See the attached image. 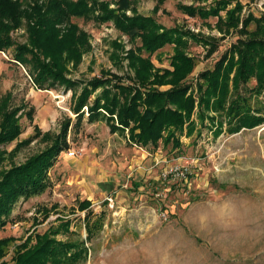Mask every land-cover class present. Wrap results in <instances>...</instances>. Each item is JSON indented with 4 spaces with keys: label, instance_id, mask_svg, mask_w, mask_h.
I'll return each instance as SVG.
<instances>
[{
    "label": "rangeland",
    "instance_id": "1",
    "mask_svg": "<svg viewBox=\"0 0 264 264\" xmlns=\"http://www.w3.org/2000/svg\"><path fill=\"white\" fill-rule=\"evenodd\" d=\"M101 1L109 8L118 7V0ZM240 1L243 15L247 11L257 16L264 13V0ZM180 2L206 8L214 0L128 1L140 15L153 17L165 30H175L172 35L179 28H189L200 36L199 41L193 35L183 37L186 54L192 60L184 64L185 73L178 76L176 87H187L185 94L193 106L191 118L185 117L188 109L182 111L179 146L163 144L162 140L156 146L130 142L133 121L129 127L112 130L111 123L120 124L115 115L108 118L106 109L112 106L108 96L121 93L125 84L135 86L128 75L145 72L136 64L130 65L127 57L131 46L141 45L139 38L132 41L110 19L72 17L78 32L86 33L85 43L73 44L80 48L78 60L68 57L65 76L75 82L69 87H38L27 67L13 55L28 43L23 14L29 8L22 4L13 7L21 20L16 27L3 31L13 43L0 49V101L8 98V109L14 111L19 131L0 143V170L12 171L26 162L34 164L38 157L37 165L46 159L53 162L47 169L46 188L20 197L0 228V237L11 238L0 249V264H16L23 256L14 253L18 245L30 236L28 246L20 250L32 249L39 234L62 243L63 250H57L56 257L46 248L43 257L47 264H264V89L254 93V77L239 84L250 108L238 114L229 111L230 98L225 106L215 109L202 104L198 85L206 86V76L215 73V68L224 69L237 34L228 27L219 29L217 16H189L177 7ZM124 12L133 13L128 8ZM220 13L223 17L224 11ZM254 28L255 23L246 27ZM58 39L65 46L70 44ZM175 46L173 41H165L153 52L142 48V56H149L153 65L150 71H173ZM234 74L233 66L226 78L229 93L236 85ZM92 78L99 79L97 85L89 83ZM155 85L164 92L173 87L172 83ZM85 88L87 102L76 112V98ZM168 96L165 93L153 108H175ZM91 104L99 105L94 111L101 114L90 116ZM253 114L261 122L235 130L240 117ZM190 121L195 128L188 132ZM62 128L69 146L43 158L47 149L61 144ZM174 163L186 166L188 175L164 177L162 173ZM83 199L90 205L80 210ZM87 211L92 218L86 225ZM94 221H100L99 225ZM76 240L83 244L86 255L76 263L69 262Z\"/></svg>",
    "mask_w": 264,
    "mask_h": 264
},
{
    "label": "trees",
    "instance_id": "2",
    "mask_svg": "<svg viewBox=\"0 0 264 264\" xmlns=\"http://www.w3.org/2000/svg\"><path fill=\"white\" fill-rule=\"evenodd\" d=\"M120 1H117V8H109L106 1L102 2L101 0L99 2L97 0H0V49L13 43L11 38L8 39L3 34V31L7 32L9 29L16 27V24H19L21 20V14H14L13 7L18 8L21 4L24 5L25 8H29L23 14L24 20L27 22L28 43L22 44L14 51V58L27 67L30 75L32 74L33 84L38 87H52L56 84H64L66 87L73 86L75 81L65 76L68 57L72 56L78 60V56L80 57L81 54L80 48L74 47L73 44L76 42L85 43L86 33L84 30L78 32V23L72 21V17H80L85 20L90 17L95 20H113L114 25L128 34L132 41L135 40L134 38H139L141 45L131 46L127 50V57L130 65L136 64L139 70H144L146 73L144 72L139 76L138 71H136L135 75H128V78L134 81L135 86L125 84L121 93L112 92L108 96L107 102L112 105L108 109L105 108L107 112H110L108 118L110 120L114 119L113 115H115L118 124H120L111 123L112 130L129 127L130 121H133L134 124L129 128L130 142L138 145L152 144L156 146L159 140H162L163 144L171 142L173 146H179L180 141L177 134L182 128V111L188 109L189 113L185 117L189 118L193 106L192 99L190 100V97L185 94L187 87L180 84L176 87L180 79L178 76L185 73V71H182L184 64L190 63L192 60V57L186 54L185 46L187 43L183 37L189 34V36H194L195 41H199L200 36L189 28H179L172 35L175 30H165L164 25L153 17L137 13L135 6L132 4L130 6L128 3L131 0H124L121 4ZM232 2L233 0H214L213 4L206 8L180 2L177 7L189 16H194L196 13L203 18L210 15L217 16L216 24H218L219 29L228 27L236 31V41L232 43L229 54L225 58L227 65L224 69L215 68V73L206 76V86L199 84L198 90L202 92V104L204 106L210 104L208 108L214 109L222 107L223 104L225 106L227 103V98H230V102H228L229 111L238 114V112L250 108L248 97L245 92H242L239 84L247 81L250 77H254L256 80L255 85L252 87L255 90L254 93L258 95L264 89V13L257 16L252 11H247L243 15V3L240 0ZM126 8L131 9L133 13L129 15L124 12ZM222 10L224 11L223 17L220 13ZM252 23H255V28L247 30L246 27H249ZM58 38H63L70 44L65 46V43H60ZM165 41H173L176 44L171 59L174 69L171 71L163 68L161 74H158L150 71L153 65L149 60V56L144 57L141 52L142 48L153 52ZM61 46L65 47L61 49ZM28 53V57H25V54ZM235 53L236 55H234ZM233 66L236 85L234 84L230 92L232 94H230L226 78L228 70H231ZM221 70H225L226 73H222ZM98 82L99 79L96 78L89 81L92 85H97ZM167 83H172L173 87L165 92L155 85ZM167 92L169 102L176 104V107L161 105L153 108L157 102L163 100V95ZM8 101V98L0 101V143L12 139L19 131L18 124L13 119L14 111L8 109ZM86 102L85 88L76 98L74 111L79 112V109ZM140 107L144 110L142 111ZM89 108L91 116L98 113L94 110L98 111L99 105L93 106L91 104ZM253 116L240 117L235 130L242 125L252 126L256 122L259 123L261 118L256 117L257 115L254 114ZM192 122L190 121L187 124L188 132L193 131L195 128L192 126ZM63 128V132L60 134V136L62 135L61 139H59L61 144L53 145L50 149H47L48 151L43 155V158H49L56 150H63L69 146ZM39 158L41 157L33 161L34 164L26 162L12 171L4 170L1 172L0 170V228L5 225L6 217L9 215L13 204L20 197H27L30 194L41 192L48 185L47 169L53 161L46 159V162L37 165ZM42 164L44 165L41 166ZM34 166L37 168L33 169ZM89 205L90 201L83 199L79 203V208L84 210ZM44 211L47 213V209H44ZM91 218V212L87 211L85 216L86 225L87 223L91 224ZM95 223L99 225L100 221ZM68 224L69 219L66 221L65 226H68ZM89 228H91L90 225ZM27 238L26 241L18 245L17 250L14 252L16 256L18 254L23 255L16 264H47V258L43 257L47 254L46 248H49L51 250L49 253L52 256L55 255V257L57 256V250H63L61 242L53 241L48 237V234H39L37 240H35L36 243L34 242V247L32 249L28 247L29 249L27 248L21 252L20 249L28 246L31 241L30 236ZM42 238L43 240H41ZM10 239V236L0 237V249L8 244ZM52 242L54 243L51 244ZM72 244L75 245L76 249L70 252L69 262L76 263L77 259L86 255V250L78 240L73 241Z\"/></svg>",
    "mask_w": 264,
    "mask_h": 264
},
{
    "label": "built area",
    "instance_id": "3",
    "mask_svg": "<svg viewBox=\"0 0 264 264\" xmlns=\"http://www.w3.org/2000/svg\"><path fill=\"white\" fill-rule=\"evenodd\" d=\"M68 153L71 155L72 151L68 150ZM188 168L185 166H181L180 164L174 163L165 173H162L164 177H167L168 175H181V176H187L189 171ZM184 170V171H183Z\"/></svg>",
    "mask_w": 264,
    "mask_h": 264
},
{
    "label": "crops",
    "instance_id": "4",
    "mask_svg": "<svg viewBox=\"0 0 264 264\" xmlns=\"http://www.w3.org/2000/svg\"><path fill=\"white\" fill-rule=\"evenodd\" d=\"M244 5V4H243Z\"/></svg>",
    "mask_w": 264,
    "mask_h": 264
}]
</instances>
